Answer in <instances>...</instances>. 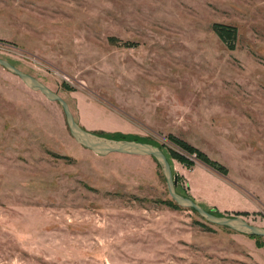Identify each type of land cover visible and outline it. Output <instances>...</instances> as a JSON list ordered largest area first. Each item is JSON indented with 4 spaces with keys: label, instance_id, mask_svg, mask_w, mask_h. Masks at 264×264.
<instances>
[{
    "label": "rangeland",
    "instance_id": "obj_1",
    "mask_svg": "<svg viewBox=\"0 0 264 264\" xmlns=\"http://www.w3.org/2000/svg\"><path fill=\"white\" fill-rule=\"evenodd\" d=\"M0 58L82 129L159 147L179 195L264 228V0H0ZM256 241L176 205L152 157L78 145L61 107L0 67V264H264Z\"/></svg>",
    "mask_w": 264,
    "mask_h": 264
},
{
    "label": "water",
    "instance_id": "obj_2",
    "mask_svg": "<svg viewBox=\"0 0 264 264\" xmlns=\"http://www.w3.org/2000/svg\"><path fill=\"white\" fill-rule=\"evenodd\" d=\"M0 67L18 77L28 89L39 92L48 101L58 104L63 111L69 133L78 145L101 157L110 154L152 157L160 166L162 175L165 179L168 195L176 205L181 208L196 211L205 222L211 225L227 228L239 234L256 236L264 239V228L251 225L242 216H216L206 211L193 200L179 195L176 192L175 177L172 175L170 164L166 155L159 147L136 141L106 139L82 129L74 120L67 103L57 93L50 90L34 77L20 71L8 61L1 58Z\"/></svg>",
    "mask_w": 264,
    "mask_h": 264
},
{
    "label": "trees",
    "instance_id": "obj_3",
    "mask_svg": "<svg viewBox=\"0 0 264 264\" xmlns=\"http://www.w3.org/2000/svg\"><path fill=\"white\" fill-rule=\"evenodd\" d=\"M212 30H213L214 34L218 37V39L221 42H223L228 47L229 50L234 49V43H235V39H236V35H237L236 29L234 27L215 23L212 25ZM167 139L173 145H175L178 149H180L182 152L194 156V159L200 161L201 163L205 164L206 166L212 168L213 170H215L221 174H224V175L226 174V169L223 166H221L217 162L209 159L204 153H202L198 149L194 148L193 146L187 144L185 141H182V140H180V139H178L172 135L168 136ZM169 152H170L172 159L176 160L177 162H179L185 166L186 165L193 166V161H189L185 155H182V154H180L174 150H171V149L169 150ZM174 177H175V175H174ZM175 182H176V178H175ZM175 188H176V185H175ZM194 212L196 213V211H194ZM209 212L216 215V216H222L220 213H218L215 210H211ZM235 215L236 216H240V215L246 216L248 214L243 213V214H235ZM249 237L260 238V237H256V236H249ZM255 244L258 247L264 246V245L258 243V241H256Z\"/></svg>",
    "mask_w": 264,
    "mask_h": 264
},
{
    "label": "crops",
    "instance_id": "obj_4",
    "mask_svg": "<svg viewBox=\"0 0 264 264\" xmlns=\"http://www.w3.org/2000/svg\"><path fill=\"white\" fill-rule=\"evenodd\" d=\"M230 192V191H229Z\"/></svg>",
    "mask_w": 264,
    "mask_h": 264
}]
</instances>
